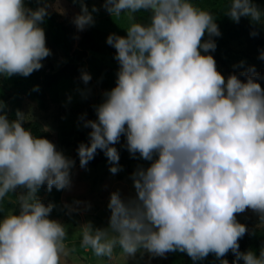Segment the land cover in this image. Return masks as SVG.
I'll return each instance as SVG.
<instances>
[{
  "label": "clouds",
  "instance_id": "clouds-1",
  "mask_svg": "<svg viewBox=\"0 0 264 264\" xmlns=\"http://www.w3.org/2000/svg\"><path fill=\"white\" fill-rule=\"evenodd\" d=\"M104 7L131 23L126 36L107 37L120 65L117 82L98 119L85 122L90 145H79L80 165L99 149L117 173L121 135L133 156L152 163L133 174L134 199L111 194L108 229L82 226L81 247L109 258L117 246L128 256L141 248L157 256L179 250L193 260L232 251L245 264H264V248L258 256L239 252L247 228L236 219L250 208L264 221V87L251 75L226 79L214 56L202 54L215 50L211 37L220 30L194 0H104ZM141 10L151 11L149 23L136 19ZM47 14L25 0H0V75L28 76L43 66L51 55L41 26ZM227 14L236 22L264 15L253 0H230ZM75 23H94L83 0ZM82 80L91 75L83 72ZM3 108L0 102V202L18 187L27 192L18 197L19 214L0 220V264H61L66 226L49 218L53 205L36 193L45 183L49 191L68 187L74 161L25 128L22 113L10 120Z\"/></svg>",
  "mask_w": 264,
  "mask_h": 264
},
{
  "label": "rangeland",
  "instance_id": "rangeland-1",
  "mask_svg": "<svg viewBox=\"0 0 264 264\" xmlns=\"http://www.w3.org/2000/svg\"><path fill=\"white\" fill-rule=\"evenodd\" d=\"M226 1L194 0V3L210 10L217 23ZM37 3L38 0H25V6L33 10L38 8ZM83 3L91 12L94 23L80 29L75 18L81 14V0H42L47 15H54L68 35H60L46 16L41 26L45 30L51 55L42 60L43 66L39 70L28 76L12 75L6 80L8 87L15 88L6 102L4 113L8 118L15 120L17 113H22L25 128L37 137L52 141L58 151L74 161L68 187L58 190L53 186L49 191L45 183L36 193L43 203L53 205L49 218L66 226V249L61 264H220L221 258L214 253L193 260L187 252L179 250L157 256L141 248L134 256H128L117 246L109 258L96 257L91 249L81 247L83 225L91 222L94 229L109 228L111 210L108 204L113 192L119 191L126 201L137 196L134 180L122 163H119L120 170L115 174L110 171L112 163L109 160H90L86 167L80 165L78 147L81 143L90 145L91 128L85 127V122L98 119L97 107L106 99L105 93L113 89L117 82L120 65L114 55L116 49L107 43V37L112 33L126 36V27L131 23L126 14L118 17L111 15L104 7V0H83ZM253 3L264 13V0H253ZM93 6L98 11L92 12ZM135 15L139 22L147 24L152 13L141 10ZM218 27L220 35L211 37L216 44L215 50L202 54L214 56L218 71L226 79L236 74L246 81L251 75L264 87V15L260 21L241 16L236 22L229 17L225 28ZM202 39H209L207 33ZM76 52H82L85 57H77ZM92 55L99 63L103 76L109 79L110 89L100 82L99 72L87 58ZM83 72L91 75L87 84L82 80ZM119 143L127 146L126 135H121ZM145 163V159H138L133 166L138 170ZM24 191L26 193L27 189ZM17 208L14 193H9L0 202V220L9 213L17 214ZM236 219L247 229L264 225L260 214L250 208L238 213ZM246 251L239 250L240 253ZM237 263L245 264L242 258Z\"/></svg>",
  "mask_w": 264,
  "mask_h": 264
},
{
  "label": "trees",
  "instance_id": "trees-1",
  "mask_svg": "<svg viewBox=\"0 0 264 264\" xmlns=\"http://www.w3.org/2000/svg\"><path fill=\"white\" fill-rule=\"evenodd\" d=\"M229 1L227 0L224 8L222 10V12L219 14V19L217 21V25L221 26L223 28H225V26L227 25L228 21H229V15L227 14L228 8H229ZM37 7H42V0H38L37 3ZM49 16V15H47ZM49 18L51 19L52 25L54 26V28L59 32L60 35L67 37L68 34H66V28H62L60 26V24L56 21L54 15L49 16ZM85 52V50L83 51V53ZM77 57L82 58L85 57L83 55L82 52H76ZM114 55H116V53H114ZM87 58L90 60V62L93 64V66L95 67L96 71L99 72V79L100 82L108 87L110 89L111 87V83L109 82V79L106 78L105 76H103V72L101 71V67L99 65V63L97 62L96 58L92 55V56H87ZM7 76L4 75H0V86L2 88V94L0 95V102H3L4 104V108L3 111L6 110V102L10 99V97L14 94L15 92V88L13 87H8L7 85ZM118 152H119V163H122L124 165V167L127 169L129 175H131V177L133 178V174L137 171L134 168V162L139 160H144L143 158L140 157L139 153L135 154V156H133L126 145L122 144V143H117L114 145ZM156 155H154L153 159H156ZM103 161L106 162L108 161V158L106 157L104 151L99 150L95 157L92 159V161ZM145 166L142 167L144 169H146L147 167L150 166V164L152 163V161H148L145 160ZM14 195L16 197L17 200V214H19L20 211V206L18 203V197L20 194L25 193L23 188L18 187L14 192ZM264 248V225L260 226V227H252L250 229H247L246 234L239 240V250L241 251H246L245 253H247L248 251H253L256 253V255L258 256L261 249ZM244 253V252H242ZM226 259L229 264H239L237 263V259L236 256H234V253L232 251H229L226 256L221 258L220 264H222V260Z\"/></svg>",
  "mask_w": 264,
  "mask_h": 264
}]
</instances>
